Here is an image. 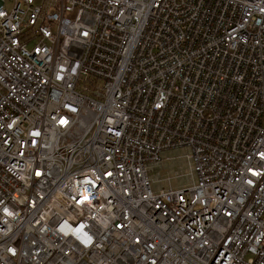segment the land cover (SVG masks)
I'll list each match as a JSON object with an SVG mask.
<instances>
[{
    "label": "built area",
    "instance_id": "1",
    "mask_svg": "<svg viewBox=\"0 0 264 264\" xmlns=\"http://www.w3.org/2000/svg\"><path fill=\"white\" fill-rule=\"evenodd\" d=\"M0 264H264V0H0Z\"/></svg>",
    "mask_w": 264,
    "mask_h": 264
},
{
    "label": "rangeland",
    "instance_id": "2",
    "mask_svg": "<svg viewBox=\"0 0 264 264\" xmlns=\"http://www.w3.org/2000/svg\"><path fill=\"white\" fill-rule=\"evenodd\" d=\"M5 8L9 9L8 3L5 4ZM185 155H187L185 148L165 152L159 166L150 169L147 174L152 192L186 188L195 182V179L190 177Z\"/></svg>",
    "mask_w": 264,
    "mask_h": 264
},
{
    "label": "crops",
    "instance_id": "3",
    "mask_svg": "<svg viewBox=\"0 0 264 264\" xmlns=\"http://www.w3.org/2000/svg\"><path fill=\"white\" fill-rule=\"evenodd\" d=\"M165 152H168V151H165ZM165 152H163V153L160 154V160H161V157L165 155ZM158 166H159V164L156 167H158ZM156 167H153L152 169H154Z\"/></svg>",
    "mask_w": 264,
    "mask_h": 264
}]
</instances>
